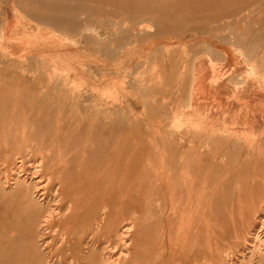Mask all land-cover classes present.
Wrapping results in <instances>:
<instances>
[{"label": "rangeland", "instance_id": "obj_1", "mask_svg": "<svg viewBox=\"0 0 264 264\" xmlns=\"http://www.w3.org/2000/svg\"><path fill=\"white\" fill-rule=\"evenodd\" d=\"M263 59L264 0H0V264H263Z\"/></svg>", "mask_w": 264, "mask_h": 264}, {"label": "bare ground", "instance_id": "obj_2", "mask_svg": "<svg viewBox=\"0 0 264 264\" xmlns=\"http://www.w3.org/2000/svg\"><path fill=\"white\" fill-rule=\"evenodd\" d=\"M20 3H21V2H20ZM26 8H27V7H26ZM252 11H253V10H252ZM28 14H29V13H28ZM28 14H27V15H28ZM7 15H8V14H7ZM246 16H247V15H246ZM7 17H9V16H7ZM7 17H6V18H7ZM240 20H241V19H240ZM10 24H11V23H10ZM47 24H48V23H47ZM76 24H77V23H76ZM76 24H75V25H76ZM49 25H50V24H49ZM51 25H52V24H51ZM66 25H67V24H66ZM115 25H116V24H115ZM88 26H89V29L91 30V33H93V34H98V28H97L96 26H92V25H88ZM112 26L114 27V25H112ZM246 26H247V25H246ZM53 27H54V26H53ZM68 27H69V26H68ZM51 30H52V29H51ZM79 30H80V29H79ZM214 31H215V30H214ZM120 33H121V32H120ZM4 35H5V33H4ZM13 35H14V34H13ZM95 36H97V35H95ZM242 36H243V35H242ZM129 43H130V42H129ZM207 44H208V43H207ZM256 44H257V42H256ZM238 45H239V44H238ZM96 46H97V44H96ZM99 46H100V45H99ZM207 46H208V45H207ZM257 46H258V45H257ZM257 46H256V47H257ZM97 47H98V46H97ZM209 48H211V46H209ZM212 48H213V46H212ZM67 49H68V48H67ZM74 49H75V48H74ZM74 49H73V50H74ZM214 49H215V47H214ZM255 49H256V48L254 47V51H253V52H255ZM56 50H57V49H56ZM58 50L60 51V48H59ZM58 50H57V51H58ZM62 50H63V49H62ZM212 50H213V49H212ZM212 50H210V51H211L210 53H212V54H216L220 49H219V50H218V49H215V50H218V51H216V53H215L214 50H213V51H214V53H213ZM57 51H56V53H57ZM59 51H58L59 55H60V53H61V55H62V52H59ZM230 51H231V50H230ZM234 51H235V50H234ZM63 52H64V51H63ZM70 52H72V51H70ZM70 52H69V53H70ZM200 52L203 53V51H200ZM207 52H208V51H207ZM227 52H228V51H227ZM238 52H239V51H238ZM243 52H244V51H243ZM52 53H53V52H52ZM58 53H57V54H58ZM69 53H68V54H69ZM72 53H73V52H72ZM222 53H224V51H223ZM235 53H236V52H235ZM54 54H55V53H54ZM54 54H53V55H54ZM64 54H65V53H64ZM225 54H226V53H225ZM241 54H242V53H241ZM249 54H251V53H249ZM53 55H52V59H54V58H53V57H54ZM55 55H56V54H55ZM59 55H58V56L56 55L57 58H61ZM66 55H67V51H66ZM66 55H65V56H66ZM218 55L220 56L219 53H218ZM218 55H217V56H218ZM222 55H223V54H222ZM222 55H221V56H222ZM226 55H227V54H226ZM244 55H245V54H244ZM205 56H206V55H205ZM211 56H212V55H211ZM211 56H210V57H211ZM217 56H216V57H217ZM223 56H224V55H223ZM236 56H237V55H236ZM246 56L248 57V54H247ZM250 56H253V55H250ZM62 57H63V55H62ZM201 57H202V56H201ZM208 57H209V56H208ZM233 57H234V56H233ZM50 58H51V57H50ZM255 58H256V57H255ZM258 58H259V57H258ZM211 59H212V58H211ZM218 59H219V58H218ZM229 59H230V58H229ZM244 59H245V58H244ZM247 59H248V58H247ZM253 59H254V58H253ZM253 59H252V60H253ZM248 60H249V59H248ZM248 60H247V62H248ZM254 60H255V59H254ZM263 60H264V59H263ZM220 61H221V60H220ZM244 61H245V60H244ZM46 62H47V61H46ZM46 62H45V63H46ZM213 62H216V61H213ZM217 62H219V61H217ZM221 62H222V61H221ZM240 62H241V61H240ZM194 63H195V62H193V64H194ZM251 63H252V62H251ZM255 63H256V62H255ZM255 63H254V64H255ZM258 63H259V62H258ZM258 63H257V64H258ZM210 64H211V62H210ZM228 64H229V63H228ZM242 64H243V63H242ZM6 65H7V64H6ZM194 65H195V64H194ZM243 65H244V64H243ZM246 65H247V64H246ZM212 66H213V64H212ZM214 66H216V65L214 64ZM217 66H219V64H218ZM217 66H216V67H217ZM251 66H252V65H251ZM251 66H250V67H251ZM263 66H264V65H263ZM263 66H262V68H264ZM192 67H194V66H192ZM241 67H244V66H241ZM247 67H248V65H247ZM247 67H246V68H247ZM257 67H258V66H257ZM260 67H261V66H260ZM232 68H233V67H232ZM253 68L255 69L254 66H253ZM262 68H259V67H258V69H260V70H261ZM75 69H76V68H75ZM188 69H189V68H188ZM193 69H194V68H193ZM200 69H201V67H200ZM202 69H203V68H202ZM202 69H201V70H202ZM212 69H213V68H212ZM214 69H215V67H214ZM220 69H221V68H220ZM226 69H227V68H226ZM239 69H240V68H239ZM254 69H253V70H254ZM240 70H241V69H240ZM240 70H239V71H240ZM245 71H246V70H244V72H245ZM247 71H248V70H247ZM256 71H258V70H254V72H256ZM133 72H134V71H133ZM190 72H191V73H195V71L192 72V70H190ZM224 72H225V71H224ZM228 72H229V71H228ZM258 72L260 73V71H258ZM263 72H264V71L262 70L261 73H263ZM67 73H69V72H67ZM214 73H215V71H214ZM246 73H247V72H246ZM47 74L49 75V72H48ZM50 74L52 75V72H50ZM53 74H54V73H53ZM56 74H57V73H56ZM215 74H216V73H215ZM229 74H230V72H229L228 74H226V75H229ZM235 74H236V73H235ZM239 74H241V72H239ZM239 74H237V75L239 76ZM254 74H255V73H254ZM257 74H258V73H257ZM58 75H59V74H58ZM63 75H64V74H63ZM63 75H62L60 78H59V77H58V78H59L60 80H62V79H63V78H62ZM65 75H67V74H65ZM65 75H64V76H65ZM70 76H71V75H70ZM193 76H196V74H195V75L193 74ZM255 76L258 77V75H255ZM54 77H55V76H54ZM56 77H57V76H56ZM67 77H68V76H67ZM145 77H146V76H145ZM233 77H234V76H233ZM259 77H262L261 74H260ZM263 77H264V75H263ZM48 78H49V77H48ZM61 78H62V79H61ZM85 78H86V77H85ZM192 78H193V77H192ZM192 78H191V79H192ZM202 78H203V77H202ZM223 78H224V77H223ZM234 78H235V77H234ZM237 78H239V77H237ZM55 79H56V78H55ZM59 79H58V80H59ZM89 79H90V78H89ZM89 79H88V80H89ZM216 79H217V78H216ZM232 79H233V78H232ZM232 79H231V80H232ZM241 79H242V78H241ZM263 79H264V78H263ZM49 80H50V79H49ZM63 80H64V79H63ZM192 80H194V79H192ZM211 80H212V79H211ZM233 80H234V79H233ZM64 81H65V80H64ZM64 81H63V82H64ZM89 81H90V80H89ZM180 81H183V82H184V79H181ZM260 81H261V80H260ZM57 82H59V81H57ZM192 82H193V81H192ZM232 82H233V81H232ZM237 82H238V80H237ZM242 82H243V81H242ZM89 83H90V82H89ZM181 83H182V82H181ZM234 83H235V82H234ZM238 83H241V82H238ZM245 83H246V82H245ZM259 83H260V82H259ZM105 84H106V83H105ZM191 84H193V83H191ZM232 84H233V83H232ZM56 85H58V84H56ZM107 85H108V87H109V88H108V90H109V89H110V86H109V84H107ZM183 85H184V84H183ZM236 85H237V84H236ZM255 85H256V84H255ZM255 85H254V86H255ZM261 85H262V84H261ZM91 86H92V88L94 87V85H91ZM192 86H193V85H192ZM218 86H219V85H218ZM237 86H238V85H237ZM59 87H60V86H59ZM57 88H58V87H57ZM60 88H61V87H60ZM97 88H98V87L96 86L95 89H97ZM105 88H106V87H105ZM111 88H112V87H111ZM114 88H115V87H114ZM184 88H185V85H184ZM248 88H249V87H248ZM191 89H192V87H191ZM236 89H237V88H236ZM108 90H107V91H108ZM111 90L114 91L115 89H111ZM237 90H238V89H237ZM95 91H96V90H95ZM97 91H98V89H97ZM105 91H106V89H105L104 91H102V92H105ZM113 91H108V92H113ZM117 91H119V90H117ZM117 91H116V94H118ZM120 91H121V90H120ZM120 91H119V94H120ZM146 91H147V90H146ZM108 92H105V94H104V93H101V94L106 95V93H108ZM143 92H144V91H143ZM190 92H191V90H190ZM206 93H207V92H206ZM93 94H94V93H93ZM109 94H110V93H109ZM114 94H115V93H114ZM119 94H118V95H119ZM131 94H132V93H131ZM212 94H213V93H212ZM94 95H95V94H94ZM111 95H112V93H111ZM181 95H182V94H181ZM187 95H190V93L187 94ZM234 95H235V94H234ZM95 96H97V95H95ZM114 96H115V95H114ZM190 96H192V92H191V95H190ZM261 96H262V95H261ZM47 97H48V96H47ZM214 97H215V96H214ZM49 98H50V97H48V99H49ZM92 98H93V97H92ZM115 98H116V96H115ZM118 98H119V97H118ZM183 98H184V97H183ZM183 98H182V99H183ZM192 98H193V97H192ZM116 99H117V98H116ZM133 99H134V98H133ZM202 99H204V98H202ZM216 99H217V98H216ZM262 99H263V98H262ZM49 100H50V99H49ZM117 100H118V99H117ZM190 100H193V99H191V97H190V98H189V101H190ZM204 100H205V99H204ZM211 100H212V99H211ZM218 100H219V99H218ZM218 100H217V101H218ZM205 101H207V100H205ZM208 101H209V100H208ZM153 102H154V101H153ZM213 102H214V101H213ZM187 103H188V101H186V105H187ZM189 103H190V102H189ZM191 103H192V102H191ZM205 103H206V102H205ZM211 104H212V103H211ZM211 104H209V105H211ZM213 104H214V103H213ZM216 104H217V103H216ZM260 104H261V102H260ZM76 105H77V104H76ZM92 105H94V104H92ZM109 105H110V104H109ZM113 105H114V104H113ZM145 105H146V104H145ZM190 105H191V104H190ZM200 105H201V104H200ZM200 105H199V106H200ZM15 106H16V105H15ZM116 106H118V104H117ZM146 106H147V105H146ZM181 106H182V105H181ZM202 106H203V105H202ZM214 106H215V105H214ZM220 106H221V105H220ZM261 106H262V105H261ZM90 107H91V106H90ZM106 107H107V106H106ZM108 107H109V106H108ZM119 107H120V106H119ZM124 107H125V106H124ZM124 107H123L122 111L124 110ZM186 107H187V106H186ZM189 107H190V106H189ZM216 107H217V106H216ZM218 107H219V106H218ZM222 107H223V105H222ZM222 107H220V108H222ZM263 107H264V106H263ZM110 108H111V106H110ZM182 108H183V107H182ZM191 108H192V107H191ZM191 108H190V109H191ZM103 109H104V108H103ZM106 109H109V108H106ZM126 109H127V108H126ZM179 110H180V108H179ZM182 110H183V109H182ZM195 110H196V109H195ZM101 111H102V109H101ZM101 111H100V109H99V114H102V113H100ZM103 111H104V110H103ZM176 111H177V110H176ZM86 112H87V111H86ZM96 112H97V111H96ZM123 112H124V114H127V113H128V112L125 113V111H123ZM123 112H122V113H123ZM173 112H174V111H173ZM179 112H180V111H179ZM260 112H261V111H260ZM105 113H107V111H106ZM116 113L119 114L118 111H117ZM122 113H121L120 115H122ZM183 113H184V110H183ZM193 113H194V112H193ZM95 114H96V113H95ZM174 114H176V113L174 112ZM181 114H182V113H181ZM226 114H227V113H226ZM128 115H129V114H128ZM177 115H178V113H177ZM183 115H184V114H183ZM236 115H237V114H236ZM94 116H95V115H94ZM113 116H114V115H113ZM129 116H132V115H129ZM180 116H181V115H180ZM195 116H197V115H195ZM198 116H199V115H198ZM223 116H224V114H223ZM227 116H228V115H227ZM86 117H87V116H86ZM164 117H165V116H164ZM173 117H174V116H173ZM131 118H132V117H131ZM133 118H134V117H133ZM133 118H132V119H133ZM135 118H136V117H135ZM139 118L141 119V117H139ZM178 118H180V117H178ZM182 118H184V116L181 117V120H183ZM225 118H226V117H225ZM225 118H224V119H225ZM230 118H231V117H230ZM108 119H109V115H108ZM108 119H107V120H108ZM136 119H138V118H136ZM194 119H195V118H194ZM125 120H126V117H125ZM181 120H179V121H181ZM231 120H232V119H231ZM99 121H100V120H99ZM128 121H130V120H128ZM185 121H186V120H184V122H185ZM131 122H132V120H131ZM174 122H175V119H174ZM181 122H183V121H181ZM184 122H183V123H184ZM194 122H195V121H194ZM176 123L178 124L179 122L176 121ZM106 124H107V123H106ZM106 124H105V125H106ZM180 125H181V124H180ZM186 125H187V121H186ZM171 126H173V125L171 124ZM174 126H176L175 123H174ZM184 126H185V125H183V127H184ZM198 126H199V124H198ZM225 126H226V125H225ZM230 126H232V125H230ZM234 126H235V125H234ZM181 127H182V126H181ZM210 127H211V126H210ZM228 127H229V126H228ZM228 127H227V128H228ZM253 127H254V126H253ZM263 127H264V126H263ZM103 128H104V127H103ZM173 128H174V127H173ZM173 128H172V129H173ZM179 128H180V127H179ZM193 128L195 129L194 126H193ZM193 128H192V129H193ZM202 128H203V125H202ZM204 128H205V127H204ZM212 128H213V127H212ZM223 128H224V127H223ZM230 128H231V127H230ZM259 128H261V126H260ZM175 129H176V128H175ZM192 129H191V130H192ZM196 129H197V128H196ZM198 129H199V128H198ZM198 129H197V130H198ZM189 130H190V129H189ZM204 130H205V129H204ZM208 130H209V129H208ZM211 130H212V129H211ZM218 130H219V129H218ZM238 130H239V129H238ZM246 130H247V128H246ZM251 130H252V129H251ZM236 131H237V130L235 129V132H236ZM248 131H249V133H250V130H248ZM195 132H196V130H195ZM200 132L202 133L203 130L200 131ZM214 132H216V131H214ZM214 132H213V133H214ZM217 132H218V131H217ZM262 133L264 134V131H263ZM194 134H195V133H194ZM177 135H178V134H177ZM177 135H176V136H177ZM201 135H202V134H201ZM206 135H207V134H206ZM206 135H204V136H206ZM214 135H215V134H214ZM173 136H174V135H173ZM183 136H184V135H183ZM196 136H198V134H197ZM196 136H194V138H195ZM209 136H210V135H209ZM212 136H213V135H212ZM218 136H219V135H218ZM262 136H263V135H262ZM186 137L188 138V136L185 135L184 138H186ZM236 137H237V135H236ZM238 137H239V136H238ZM168 138H169V137H168ZM172 138H173V137H172ZM172 138H171V140H172ZM180 138L182 139V137H180ZM199 138H200V135H199ZM199 138H197V139H199ZM203 138H204V137H203ZM203 138H202V139H203ZM209 138H210V137H209ZM195 139H196V138H195ZM242 139H243V138H242ZM247 139L249 140V138H247ZM89 140H90V139H89ZM163 140H164V139H163ZM183 140H184V139H183ZM185 140H186V139H185ZM191 140H192V139H191ZM208 140H209V139H207L206 141H208ZM174 141H175V139H174ZM188 141H189V140H188ZM195 141H196V140H195ZM201 141H202V140H201ZM244 141H245V140H244ZM252 141H253V140H252ZM263 141H264V139H263ZM168 142H169V141H168ZM176 142H177V141H176ZM193 142H194V141H193ZM193 142H192V143H193ZM198 142H199V141H198ZM202 142H203V141H202ZM100 143H101V142H100ZM102 143H103V142H102ZM119 143H120V142H119ZM188 143H189V142H188ZM252 143H253V142H252ZM252 143H251V144H252ZM123 144L125 145V143H123ZM138 144H139V143H138ZM196 144H197V142H196ZM196 144H194V145H196ZM215 144H216V143H215ZM215 144H214V147H216ZM262 144H264V143H262ZM98 145H99V142H98ZM179 145H180V144H179ZM194 145H192V146H194ZM198 145H199V143H198ZM201 145H202V144H201ZM204 145H205V144H204ZM218 145H219V143H217V146H218ZM252 145H253V144H252ZM101 146H104V145H101ZM115 146H116V145H115ZM219 146H220V145H219ZM219 146H218V147H219ZM242 146H244V145H242ZM98 147H99V146H98ZM110 147H111V145H110ZM119 147H121V146H119ZM119 147H118V149H119ZM183 147H184V146H183ZM190 147H191V146H190ZM202 147H203V146H202ZM211 147H212V146H211ZM122 148H123V147H122ZM191 148H192V147H191ZM191 148H189V149H191ZM196 148H198V146H197ZM204 148H205V147H204ZM207 148H209L208 145H207ZM254 148H256V147L254 146ZM202 149H203V148H202ZM210 149H212V148H210ZM210 149H208V151H209ZM92 150H93V149H92ZM119 150H120V149H119ZM119 150H118V153H119ZM193 150H194V149H193ZM198 150L201 151V148H200V149L198 148ZM212 150H213V149H212ZM214 150H215V152H216V149H214ZM220 150H221V148H220ZM253 150H254V149H253ZM93 151H94V150H93ZM102 151H103V150H102ZM186 151H187V150H186ZM186 151H185V152H186ZM249 151H250V149H249ZM95 152H97V151H95ZM100 152H101V151H100ZM100 152H99V150H98V153H100ZM210 152H211V150H210ZM210 152H208V153H210ZM213 152H214V151H213ZM215 152H214V153H215ZM217 152H219V150H218ZM217 152H216V154L219 155L221 151H220L219 153H217ZM251 152H252V150H251ZM259 152H260V151H259ZM122 153H123V152H122ZM122 153H120V154H122ZM197 153H198V152H197ZM199 153H200V152H199ZM208 153H207V154H208ZM224 153H225V152H224ZM193 154H195V152H193ZM200 154H201V153H200ZM203 154H204V153H203ZM205 154H206V153H205ZM205 154H204V156H206ZM222 154H223V153H222ZM196 155H197V154H196ZM211 155H212V154H211ZM241 155H242V154H241ZM246 155H247V154H246ZM249 155H250V153H249ZM262 155H264V154H262ZM204 156H203V157H204ZM257 156H258V155H257ZM194 157H195V156H194ZM199 157H200V156H199ZM203 157H202V158H203ZM224 157H225V156H224ZM244 157H245V156H244ZM260 157H261V156H260ZM192 158H193V157H192ZM196 158H198V157H196ZM247 158H248V155H247ZM247 158H246V159H247ZM255 158H256V156H255ZM246 159H245V160H246ZM250 159H251V158H250ZM253 159H254V158H253ZM195 160H197V159H195ZM201 160H202V161H201ZM221 160H222V157H221ZM197 161L200 163V162H203V159H200V160H197ZM242 162H243V161H242ZM246 162L248 163V161H246ZM250 162H251V161H250ZM254 162H255V161H254ZM191 163H192V162H191ZM195 163H196V162H194V164H195ZM238 163H239V162H238ZM251 163H252V162H251ZM244 164H245V163H244ZM253 164H254V163H253ZM256 164H257V163H256ZM263 164H264V163H263ZM241 165H242V164H241ZM254 165H255V164H254ZM191 166H192V165H190V167H191ZM193 166H194V165H193ZM195 166L197 167V165H195ZM195 166H194V168H195ZM20 167H21V165H20ZM39 167H40V165H39ZM41 167H42V164H41ZM243 167H244V166H243ZM254 167H255V166H254ZM36 168H38V167H36ZM187 168H188V167H187ZM199 168H201V167H199ZM240 168H241V167H240ZM245 168H246V166H245ZM40 169H41V168H40ZM159 169H160V168H159ZM190 169H191V168H190ZM18 170H19V169H18ZM37 170H39V169H37ZM191 170H192V169H191ZM199 170H200V169H199ZM199 170H196V171H199ZM239 170H240V169H239ZM244 170H245V169H244ZM246 170H247V168H246ZM20 171H21V170H20ZM124 171H125V170H124ZM201 171H202V170H201ZM191 172H192V171H191ZM191 172H190V173H191ZM202 172H203V171H202ZM202 172H201V173H202ZM246 172H247V171H246ZM194 173H195V172H194ZM241 173H242V172H241ZM263 173H264V172H263ZM191 174H192V173H191ZM18 175H19V174H18ZM35 176H36V175H35ZM191 176H192V175H191ZM19 177H20V175H19ZM175 177H176V176H175ZM243 177H244V176H243ZM186 178H187V177H186ZM191 178H192V177H191ZM189 179H190V178H189ZM192 180H193V178H192ZM37 181H38V180H37ZM41 181H42V179H41ZM21 182H22V181H20V183H21ZM42 182H43V181H42ZM183 182H184V181H183ZM183 182H182V183H183ZM185 182H186V181H185ZM257 182H258V181H257ZM260 182H261V181H260ZM20 183H18V185H19ZM195 184H196V183H195ZM18 185H17L16 187H18ZM162 185H163V183H162ZM259 185H260V184H259ZM20 186H21V185H20ZM35 186H37V185H35ZM42 186H43V185H42ZM179 186H180V185H179ZM186 186H187V184H186ZM21 187H22V186H21ZM43 187H44V186H43ZM188 187H189V185H188ZM190 187H191V186H190ZM241 187H242V186H240V188H241ZM243 187H244V186H243ZM247 187H248V186H247ZM259 187H260V186H259ZM39 188H41V186H40ZM181 188H183V187H181ZM37 190H38V193L41 191V193H39L40 196H38V197H41V196L43 197V195L45 194L44 191H43V189H37ZM178 190H179V189H178ZM36 194H37V193H36ZM41 199H42V198H41ZM262 201H263V200H262ZM263 202H264V201H263ZM71 204H72V203H71ZM263 204H264V203H263ZM263 204H262V206H263ZM260 206H261V204H260ZM106 207H107V206H106ZM261 208H262V207H261ZM70 209H71V208H70ZM262 209H263V208H262ZM71 210H72V209H71ZM53 211H54V210H53ZM53 211H50V212L53 213ZM69 211H70V210H69ZM69 211H68V212H69ZM261 211H263V210H261ZM54 212L59 213L60 211H59V212H58V211H54ZM68 212H66L65 216L67 215ZM101 212H102V213H101V214H102V215H101V219L99 218L100 220L97 222V225H96L97 229H101V228L103 227V222L106 220V217H107V214H108V209L104 208V209L101 210ZM257 212H259V211H257ZM57 213H56V214H57ZM255 213H256V212H255ZM61 214L64 215V213H61ZM257 214H258V213H257ZM49 215L51 216V214H49ZM95 215H97V214H95ZM98 215H99V214H98ZM260 215H261V213H260ZM262 215H263V214H262ZM57 216H59V214H58ZM65 216H63V217H65ZM108 216H109V215H108ZM256 216H257V215H256ZM92 217H93V214H92ZM97 217H99V216H96V218H97ZM50 218H51V217H49V219H50ZM52 218H53V217H52ZM53 219H54V218H53ZM255 219H257V217H256ZM46 220H47V219H46ZM97 220H98V219H97ZM97 220H96V221H97ZM127 221H129V220H127ZM206 222H207V221H206ZM44 223H46V222H44ZM47 223H48V222H47ZM47 223H46V224H47ZM214 223H215V222H214ZM259 223L261 224L260 226H259ZM186 224H187V222H186ZM187 225H189V223H188ZM187 225H186V226H187ZM207 225H209V223H208ZM135 226H136V225H135ZM190 226H191V225H190ZM258 226H259V227H258ZM258 226H257L258 228L256 229V231H255V229H254L255 232H254L253 234H251L252 237L248 240V244H249L248 247L252 249V253H253V254H254L255 251L259 248V246H258L257 249H256V242H257V241L260 242L259 244H261V245L264 246V219H261V217L259 218ZM48 227H49V226H48ZM120 227H121V225H120ZM184 227H185V225H184ZM191 227H192V226H191ZM132 229H133V224H132V222H131V221H129L128 223L125 222L124 225L122 224V228L120 229V233H118V234H119V237L121 238V239L119 238L120 241L123 240V242H124L123 245L125 246V250H126L125 253H124V256H125L127 259L132 258V255H133V252H132V251H133V249H134V244H133V242H132L133 240H132L131 237H130L131 232H133ZM179 229H180V228H179ZM179 229H178V230H179ZM182 229H183V228H182ZM190 229H191V228H190ZM118 230H119V229H118ZM180 230H181V229H180ZM184 230H185V229H184ZM168 231H169V230H168ZM205 231H206V229H205ZM172 233H173V232H172ZM251 233H252V231H251ZM64 234H65V236H66V233H63V235H64ZM104 234H105V233H104ZM178 234H179V233H178ZM199 234H200V233H199ZM164 235H165V234H164ZM175 235H177V233L174 234V236H175ZM194 235H196V234H194ZM107 236H108V235H107ZM171 236H172V235H171ZM63 237H64V236H63ZM195 237H196V236H195ZM107 238H108V237H107ZM165 238H166V235H165ZM168 238H169V237H168ZM176 238H177V236H176ZM179 238H180V237H179ZM247 238H248V237H247ZM45 239H46V238H45ZM65 239H66V238H65ZM65 239H64V240H65ZM109 239H110V238H109ZM191 239H192V238H191ZM196 239H199V238L197 237ZM106 240H107V239H106ZM110 240H111V239H110ZM164 240H165V239H164ZM174 240H175V237H174ZM193 240H194V239H193ZM244 240H245V239H244ZM65 241H66V240H65ZM69 241H70V240H69ZM170 241H171V240H170ZM103 242H104V241H103ZM107 242H109V241H107ZM107 242H105L104 245H105ZM110 242H111V241H110ZM165 242H166V241H165ZM178 242H179V241H178ZM89 243H90V242H89ZM121 243H122V242H121ZM176 243H177V242H176ZM96 244H97V243H96ZM110 244H111V243H110ZM114 244H115V243H114ZM195 244H196V242H195ZM257 244H258V243H257ZM104 245H103V247H104ZM108 245H109V243H108ZM116 245H117V244H116ZM119 245H120V243H119L117 246H119ZM123 245H122V246H123ZM164 245H165V244H164ZM173 245H174V244H173ZM191 245H192V244H191ZM191 245H190V246H191ZM246 245H247V244H246ZM39 246H40V245H39ZM57 246H58V245H57ZM90 246H91V245H90ZM114 246H115V245H114ZM124 246H123V247H124ZM174 246H175V245H174ZM182 246H183V245H182ZM92 247H93V246H92ZM164 247H166V246H164ZM191 247H192V246H191ZM194 247H195V246H194ZM198 247H199V246H198ZM94 248H95V247H94ZM112 248H113V247L111 246V249H112ZM114 248H115V247H114ZM262 248H263V247H262ZM164 249H165V248H164ZM190 249H191V248H190ZM192 249H193V248H192ZM112 250H113V249H112ZM114 250H115V249H114ZM123 250H124V249H123ZM123 250H122V252H123ZM182 250H183V249H182ZM198 250H199V248H198ZM41 251H43V250H41ZM104 251H105V250H104ZM104 251H103V252H104ZM107 251H109V250H107ZM260 251L262 252V251H264V250H260ZM122 252H121V253H122ZM243 252H244V251H243ZM248 252H250V250H249ZM192 253H193V252H192ZM112 254H113V253H111V255H112ZM102 255H103V254H102ZM102 255H100V256H102ZM116 255H117V254H116ZM243 255H245V254L243 253ZM120 256H121V254H120ZM122 256H123V254H122ZM122 256H121V257H122ZM124 256H123V257H124ZM85 257H86V256H85ZM102 257H103V256H102ZM102 257H101V258H102ZM110 257H111V256H110ZM117 257H118V256H117ZM121 257H120V258H121ZM252 257H253V256H252ZM254 257H255V256H254ZM263 257H264V253H262V258H263ZM104 258H105V257H104ZM102 259H103V258H102ZM110 259H111V258H110ZM181 259H182V258H181ZM48 260H49V259H48ZM105 260H107V259H105ZM117 260H118V259H117ZM50 261H51V260H50ZM77 261H79V260L77 259ZM100 261H101V260H100ZM112 261H113V260H112ZM119 261H120V260H119ZM124 261H125V260H124ZM233 261H234V260H233ZM47 262H49V261H47ZM72 262H73V261H72ZM107 262H108V261H107ZM107 262H106V263H107ZM109 262H110V261H109ZM260 262H262V261H260ZM80 263H81V261H80ZM131 263H133V262H131ZM178 263L180 264V262H178ZM71 264H72V263H71ZM78 264H79V263H78ZM83 264H84V263H83ZM89 264H90V263H89ZM107 264H108V263H107ZM129 264H130V263H129ZM135 264H136V263H135ZM175 264H176V263H175ZM255 264H256V263H255ZM263 264H264V263H263Z\"/></svg>", "mask_w": 264, "mask_h": 264}, {"label": "crops", "instance_id": "obj_3", "mask_svg": "<svg viewBox=\"0 0 264 264\" xmlns=\"http://www.w3.org/2000/svg\"><path fill=\"white\" fill-rule=\"evenodd\" d=\"M64 25V24H63ZM67 27H68V30L70 31V32H75L76 31V25H75V22L73 21H69V23L66 25ZM4 27H6V29H5V36H6V39L7 40H9V41H11V40H13V38H15L16 37V35H15V31H14V29H13V27H14V25H12V24H8V23H5V25H4ZM14 34V35H13ZM68 34V33H67ZM69 36H73L72 34H68ZM11 45H14L13 43H11ZM216 56H213V58H215ZM216 90L217 91H219L218 89H217V87H216Z\"/></svg>", "mask_w": 264, "mask_h": 264}]
</instances>
